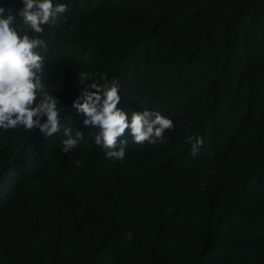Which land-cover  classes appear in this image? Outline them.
<instances>
[{
	"label": "trees",
	"instance_id": "1",
	"mask_svg": "<svg viewBox=\"0 0 264 264\" xmlns=\"http://www.w3.org/2000/svg\"><path fill=\"white\" fill-rule=\"evenodd\" d=\"M0 264H264V0H0Z\"/></svg>",
	"mask_w": 264,
	"mask_h": 264
},
{
	"label": "clouds",
	"instance_id": "2",
	"mask_svg": "<svg viewBox=\"0 0 264 264\" xmlns=\"http://www.w3.org/2000/svg\"><path fill=\"white\" fill-rule=\"evenodd\" d=\"M9 40L7 39H4L3 40H0V47H4L7 43H8Z\"/></svg>",
	"mask_w": 264,
	"mask_h": 264
}]
</instances>
